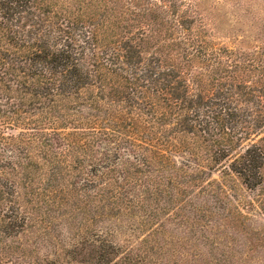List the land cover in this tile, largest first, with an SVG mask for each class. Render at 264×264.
Returning <instances> with one entry per match:
<instances>
[{"label": "trees", "instance_id": "1", "mask_svg": "<svg viewBox=\"0 0 264 264\" xmlns=\"http://www.w3.org/2000/svg\"><path fill=\"white\" fill-rule=\"evenodd\" d=\"M191 18L164 0H0V242L65 188L152 217L173 205H159L162 170L194 181L206 163L262 183L264 61L204 41ZM103 143L113 154L93 164Z\"/></svg>", "mask_w": 264, "mask_h": 264}, {"label": "rangeland", "instance_id": "2", "mask_svg": "<svg viewBox=\"0 0 264 264\" xmlns=\"http://www.w3.org/2000/svg\"><path fill=\"white\" fill-rule=\"evenodd\" d=\"M164 4L177 8L179 15L193 17L192 29L204 41L264 61V0H164ZM117 11L121 20L127 18L121 8ZM139 17L141 27L148 29L151 14ZM251 74L256 79L261 72ZM252 85L257 84L252 81ZM256 95L264 104V93ZM248 99L240 100L245 104ZM253 119L264 122V106ZM259 144L264 151V141ZM112 152L103 143L91 152L97 160L88 159L107 163ZM200 164L194 181L188 177L171 181L172 176L161 171L165 174L157 176L154 185L161 191L159 205L174 193L173 205L152 217L143 211L108 212L102 202L84 200L83 193L72 194L67 188L56 193L51 208L33 202L24 231L0 242V264H264V164L262 183L254 189L246 188L228 169L209 170L206 163ZM192 168L196 171L197 166ZM154 186L148 187L155 194ZM195 206L199 210L194 212ZM193 212L203 218L194 221Z\"/></svg>", "mask_w": 264, "mask_h": 264}]
</instances>
